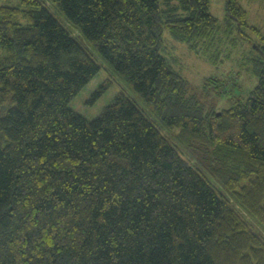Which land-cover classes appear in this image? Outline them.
<instances>
[{"label": "trees", "instance_id": "trees-1", "mask_svg": "<svg viewBox=\"0 0 264 264\" xmlns=\"http://www.w3.org/2000/svg\"><path fill=\"white\" fill-rule=\"evenodd\" d=\"M226 12L223 26L210 0L0 6V264H264L229 203L264 232V37L257 84L219 111L161 53L166 30L208 56L248 27L238 0ZM98 59L144 109L123 92L93 120L69 107Z\"/></svg>", "mask_w": 264, "mask_h": 264}, {"label": "rangeland", "instance_id": "rangeland-1", "mask_svg": "<svg viewBox=\"0 0 264 264\" xmlns=\"http://www.w3.org/2000/svg\"><path fill=\"white\" fill-rule=\"evenodd\" d=\"M19 1L0 0V6H14ZM226 1L210 0V13L223 26L227 22ZM238 1L246 11L248 27H243L241 31L235 29L232 34L221 31L216 38L218 42H215V46L209 49L208 56L202 52L189 51L185 43L175 41L166 30L163 32L161 53L168 59L170 65L188 81L190 92L196 95L206 109L214 108L219 111L233 106L236 101L245 99L258 81V75L251 71V64L252 58L258 57L254 53L255 45H260L261 37H264V0ZM49 9L54 13L51 8ZM55 17L60 23H64L63 25L67 27L71 36L80 40L83 47L88 48L77 31L70 30L61 17L56 15ZM231 39H235V45L231 44ZM210 58L212 61L209 60ZM98 61L101 66L99 72L72 98L69 107L84 118L93 120L113 101L117 93L123 92L144 109L145 105L141 98L130 91L118 77L111 74L102 60L98 59ZM105 82L109 85L99 96H96ZM162 134L168 135L165 130H162ZM214 183L226 197L228 194L224 189L216 182ZM229 203L234 210H237L236 215H242L252 229L264 237V232L259 231V226L253 217L245 213L231 197Z\"/></svg>", "mask_w": 264, "mask_h": 264}]
</instances>
